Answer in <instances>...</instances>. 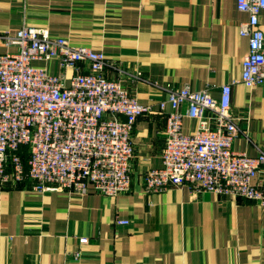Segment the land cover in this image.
Here are the masks:
<instances>
[{"label": "crops", "instance_id": "crops-1", "mask_svg": "<svg viewBox=\"0 0 264 264\" xmlns=\"http://www.w3.org/2000/svg\"><path fill=\"white\" fill-rule=\"evenodd\" d=\"M248 19L238 0H0V31L47 28L104 52L123 70L106 75L155 108L136 122L130 193L0 186V264H264L263 206L188 185L150 192L142 182L163 165L166 117L157 104L165 93L157 84L208 88L220 98L233 83L231 111L242 128L234 148L251 156L264 150V83L242 82L250 43L239 24ZM260 19L264 30V13ZM196 126L184 119L185 132Z\"/></svg>", "mask_w": 264, "mask_h": 264}, {"label": "built area", "instance_id": "built-area-1", "mask_svg": "<svg viewBox=\"0 0 264 264\" xmlns=\"http://www.w3.org/2000/svg\"><path fill=\"white\" fill-rule=\"evenodd\" d=\"M238 8L249 14L239 24L250 43L242 82L259 86L264 83V0H238ZM1 45L8 51H0V186L23 183L39 194L85 195L90 186L106 196L130 193L136 122L155 108L106 75L108 69L123 72L121 66L47 28L0 31ZM53 65L61 71H53ZM156 87L165 93L157 104L166 117L163 165L142 176L146 191L188 185L264 207V150L251 156L234 148L242 128L231 111L233 83L222 86L220 98L208 88ZM185 118L197 122L193 132L183 130Z\"/></svg>", "mask_w": 264, "mask_h": 264}]
</instances>
